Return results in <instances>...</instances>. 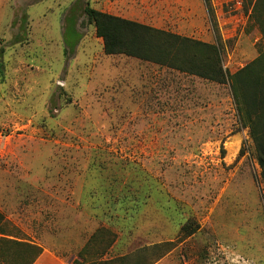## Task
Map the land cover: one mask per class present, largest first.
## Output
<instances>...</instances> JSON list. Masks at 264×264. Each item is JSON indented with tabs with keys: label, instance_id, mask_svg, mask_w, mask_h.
Wrapping results in <instances>:
<instances>
[{
	"label": "rangeland",
	"instance_id": "obj_1",
	"mask_svg": "<svg viewBox=\"0 0 264 264\" xmlns=\"http://www.w3.org/2000/svg\"><path fill=\"white\" fill-rule=\"evenodd\" d=\"M88 4L216 43L231 74L264 50L245 0H0V235L73 264L166 242L153 264H264V178L231 82L106 54Z\"/></svg>",
	"mask_w": 264,
	"mask_h": 264
},
{
	"label": "trees",
	"instance_id": "obj_2",
	"mask_svg": "<svg viewBox=\"0 0 264 264\" xmlns=\"http://www.w3.org/2000/svg\"><path fill=\"white\" fill-rule=\"evenodd\" d=\"M252 6L251 17L264 39V0H245ZM90 23H94L97 36L103 39L106 54H126L197 75L202 78L226 83L231 82L241 119L250 128L251 138L261 174L264 178V50L254 60L235 73H229L218 44L197 40L178 33L110 14L90 4L85 7ZM71 29L75 32V24ZM75 44L73 47H75ZM5 216L0 212V232L5 234ZM193 231H188L192 234ZM112 244V243H111ZM8 245V246H7ZM18 247L14 250L13 246ZM173 243L166 242L145 247L134 261L130 255L102 261L101 264H153L171 250ZM11 251H10V249ZM0 262L5 264H33L43 252L39 245L0 235ZM143 252V258L141 253ZM149 252L148 255L144 254Z\"/></svg>",
	"mask_w": 264,
	"mask_h": 264
},
{
	"label": "crops",
	"instance_id": "obj_3",
	"mask_svg": "<svg viewBox=\"0 0 264 264\" xmlns=\"http://www.w3.org/2000/svg\"><path fill=\"white\" fill-rule=\"evenodd\" d=\"M73 262L72 258L59 254L51 248H45L33 264H73Z\"/></svg>",
	"mask_w": 264,
	"mask_h": 264
}]
</instances>
